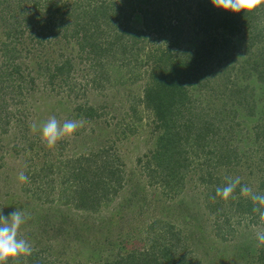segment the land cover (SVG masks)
Instances as JSON below:
<instances>
[{"label": "trees", "instance_id": "16d2710c", "mask_svg": "<svg viewBox=\"0 0 264 264\" xmlns=\"http://www.w3.org/2000/svg\"><path fill=\"white\" fill-rule=\"evenodd\" d=\"M219 2L172 0L175 8L168 13L163 2L155 6L150 0H17L13 6L0 0V132H8L14 117L10 106L23 104L37 86L27 66L31 59L37 63V73L46 77L45 86L57 81L62 82L59 86H71L70 72L80 60L93 70V82L110 81L113 69L127 74L131 82L142 79L141 96L132 97L128 108L135 115L141 106L157 132L144 168L154 173L153 181L175 191L187 171L198 173L206 189L204 208L224 217L221 223L217 220L219 230L234 232L229 224L233 216L238 224L258 229L256 258L264 264V92L260 103L253 97L257 83L264 91V24H260L264 12L246 2ZM185 31L200 38L181 48ZM151 33L168 45L145 50ZM236 49L243 57L234 59L235 79L230 80L229 58ZM216 68L221 85L211 82ZM226 105L234 117L241 109V118L233 122ZM74 109L89 120L105 115L87 103ZM246 124H252L242 134L250 142V153L240 151L233 140L238 127ZM111 148L98 146L63 160H44L33 174L24 173L25 182L31 184L26 186L29 196L98 212L125 184L124 162ZM244 156L248 163L242 164ZM167 228L169 237L159 238L160 242L138 251H118L99 264H198L188 259L181 232L172 231V225ZM80 233L88 238V233L81 229ZM9 247H0V264H98L51 258L38 246Z\"/></svg>", "mask_w": 264, "mask_h": 264}, {"label": "rangeland", "instance_id": "374dc122", "mask_svg": "<svg viewBox=\"0 0 264 264\" xmlns=\"http://www.w3.org/2000/svg\"><path fill=\"white\" fill-rule=\"evenodd\" d=\"M16 1L7 0V5L13 6ZM150 1L155 6L163 2L162 7L168 13L175 8L172 0ZM220 1L219 4L228 5L246 2L257 5L264 12V0ZM262 20L261 25L264 24ZM158 37V34L151 33L144 49L168 45L166 40ZM197 38L200 36L185 31L179 47L196 44ZM178 49L171 47L175 53ZM238 49L229 58L227 73L230 80L235 79L231 66L243 57ZM27 66L37 86L26 94L23 104L10 106L14 108V117L8 132H0V247L6 244L9 249L20 250L38 246L45 248L51 258L99 264L114 258L118 251H138L150 246L151 242H160L159 238L169 237L167 225H172V231L181 232L188 259L194 263L260 264L256 258L259 230L244 223L238 224L236 216L229 218L234 232L230 233L227 228L219 230L217 220L221 223L224 217H216L204 208L206 189L199 182L198 173L187 171L182 185L175 191L157 179L153 181L154 173L144 168L146 159L155 148L157 132L141 106L136 107L135 115H131L128 108L132 97L141 96L144 80L131 82L127 74L113 69L110 70V81L96 83L92 80L93 70L85 60H80L70 72L71 86H59L60 81L45 86L46 77L37 73L40 70L35 60H29ZM142 67L145 68V64ZM218 74L216 68L211 82L221 85ZM256 86L253 97H257L260 103L264 91L258 83ZM193 93L197 94V91ZM79 103L100 107V112H105V115L97 120L85 119L74 109ZM225 109L227 116L233 117V122L243 115L241 109L235 117L232 107L226 105ZM137 116L140 119H135ZM250 125H243L242 129L240 125L234 133V143L238 141L239 150L245 153L251 152V145L242 134L245 126ZM108 145L124 162L125 184L117 196L98 212L86 213L56 202H39L29 196L26 186L31 184L25 182L24 173L33 174L44 160H63ZM138 158L141 161L138 162ZM240 162L248 163L245 156ZM243 168L244 165L241 170ZM53 189L51 193L54 196L57 187ZM64 218L68 222L65 223ZM80 229L88 233L87 239ZM176 249L177 255L181 254L180 248Z\"/></svg>", "mask_w": 264, "mask_h": 264}]
</instances>
